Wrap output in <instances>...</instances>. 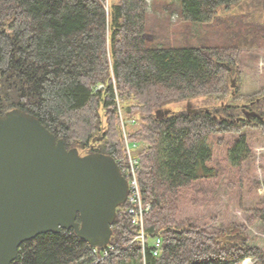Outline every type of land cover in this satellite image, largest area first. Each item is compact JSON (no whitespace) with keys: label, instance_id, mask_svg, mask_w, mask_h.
Segmentation results:
<instances>
[{"label":"trees","instance_id":"obj_1","mask_svg":"<svg viewBox=\"0 0 264 264\" xmlns=\"http://www.w3.org/2000/svg\"><path fill=\"white\" fill-rule=\"evenodd\" d=\"M168 1L183 21L209 23L220 8L243 0ZM148 8L149 0H0V115L21 109L67 149L116 161L124 154L118 112L135 119L129 138L139 145L138 181L151 205L144 251L125 202L117 208L109 242L114 250L107 256L100 259L105 246L92 247L61 229L21 243L11 264H240L246 257L264 264L249 234L254 224H264V207L237 205L245 221L218 228L198 220L204 216L199 210L214 205L220 178H231L225 183L232 189L251 155L243 128L254 124L264 132L263 99L226 101L237 99L230 78L242 48L264 36L246 32L222 46L172 45L148 24ZM197 98L212 107L189 113L181 105ZM249 108L259 116L246 118ZM158 109L169 112L157 118ZM96 136L101 140L93 142Z\"/></svg>","mask_w":264,"mask_h":264},{"label":"water","instance_id":"obj_2","mask_svg":"<svg viewBox=\"0 0 264 264\" xmlns=\"http://www.w3.org/2000/svg\"><path fill=\"white\" fill-rule=\"evenodd\" d=\"M190 105L188 112L196 111ZM168 112L158 109L155 115ZM256 116L245 111L246 118ZM127 194V180L112 156L67 149L38 117L21 109L0 115V264H11L24 241L61 229H72L92 247L106 246Z\"/></svg>","mask_w":264,"mask_h":264},{"label":"rangeland","instance_id":"obj_3","mask_svg":"<svg viewBox=\"0 0 264 264\" xmlns=\"http://www.w3.org/2000/svg\"><path fill=\"white\" fill-rule=\"evenodd\" d=\"M169 2L168 0H149V21L147 22L148 24L153 23L156 32H160L162 39H169L172 45L222 46L227 42L235 43L246 32H251L247 37H251L252 33L258 39L260 36H264V33L260 31V26L264 25V0H243L228 10L220 8L218 16L209 23L183 21L177 11L171 12L167 8ZM261 28L263 27L261 26ZM162 43L167 44L166 41ZM237 66V73H234L230 78V80L234 79L235 86L232 91L236 93L237 99L233 101L230 96L226 101L244 105L254 99L261 98L264 106V40H260V43H256L255 46L243 47ZM181 105L186 106L187 102H183ZM189 107L190 110H197V108H211L212 106L197 98ZM246 111L249 110L246 109ZM119 112L121 113L120 131L122 122L127 123L128 131L133 129L136 123L135 119H126L122 112ZM130 120H134L135 123H128ZM243 133L246 136L251 155L244 162L242 171L235 179H232L234 186L229 189L225 182H227L226 179L231 178L221 177L220 181L223 184L215 194H212L217 198L214 205L208 202V205L203 207L208 212L196 209L193 212V214L197 211L204 214V216H200L203 220H198L210 228H218L221 224L229 221H245L246 214L238 211L237 205L244 208L264 207V132L259 126L253 124L245 126ZM138 149L139 145L135 153ZM211 210L216 211V214H220V216H212ZM213 219L216 221L214 222ZM249 234L252 239L251 244L258 245L264 252V224L257 222L249 228ZM240 264L259 263L251 257H246Z\"/></svg>","mask_w":264,"mask_h":264},{"label":"built area","instance_id":"obj_4","mask_svg":"<svg viewBox=\"0 0 264 264\" xmlns=\"http://www.w3.org/2000/svg\"><path fill=\"white\" fill-rule=\"evenodd\" d=\"M102 85H98L96 90L102 89ZM119 118L121 119V113L119 112ZM131 124H134V120H130ZM127 123L122 122L121 125V137L124 147V154L122 157L118 158V165L122 175L125 177L128 183V194H127V206L125 208L126 212L131 215L132 222L138 228V234L136 239L141 243L142 250L145 248V225L144 216L151 208L149 203H145L142 198V193L138 181V168L139 159L136 156L135 150L138 148L137 142H132L129 138V131L127 128ZM161 246V240L157 237L153 241V254H157ZM114 250V247L107 244L105 248L101 251L100 259L107 256L110 252Z\"/></svg>","mask_w":264,"mask_h":264}]
</instances>
